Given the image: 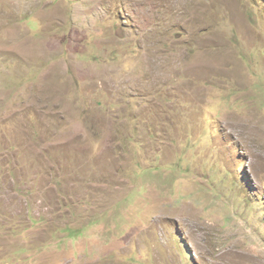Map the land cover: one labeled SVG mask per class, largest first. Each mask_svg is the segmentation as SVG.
<instances>
[{
    "label": "rangeland",
    "instance_id": "1",
    "mask_svg": "<svg viewBox=\"0 0 264 264\" xmlns=\"http://www.w3.org/2000/svg\"><path fill=\"white\" fill-rule=\"evenodd\" d=\"M0 264H264V0H0Z\"/></svg>",
    "mask_w": 264,
    "mask_h": 264
}]
</instances>
